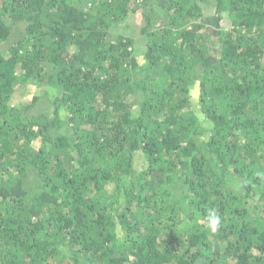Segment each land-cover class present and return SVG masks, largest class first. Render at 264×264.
I'll return each instance as SVG.
<instances>
[{"label": "trees", "instance_id": "trees-1", "mask_svg": "<svg viewBox=\"0 0 264 264\" xmlns=\"http://www.w3.org/2000/svg\"><path fill=\"white\" fill-rule=\"evenodd\" d=\"M0 264H264V0H0Z\"/></svg>", "mask_w": 264, "mask_h": 264}, {"label": "clouds", "instance_id": "clouds-1", "mask_svg": "<svg viewBox=\"0 0 264 264\" xmlns=\"http://www.w3.org/2000/svg\"><path fill=\"white\" fill-rule=\"evenodd\" d=\"M208 231L216 233L222 226V215L216 207H209L203 216Z\"/></svg>", "mask_w": 264, "mask_h": 264}]
</instances>
